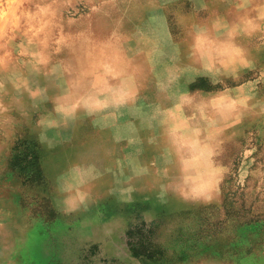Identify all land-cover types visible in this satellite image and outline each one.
<instances>
[{"label":"rangeland","instance_id":"374dc122","mask_svg":"<svg viewBox=\"0 0 264 264\" xmlns=\"http://www.w3.org/2000/svg\"><path fill=\"white\" fill-rule=\"evenodd\" d=\"M0 264H264V0H0Z\"/></svg>","mask_w":264,"mask_h":264}]
</instances>
